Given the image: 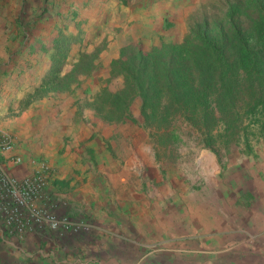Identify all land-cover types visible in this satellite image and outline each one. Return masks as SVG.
<instances>
[{
	"label": "rangeland",
	"instance_id": "obj_1",
	"mask_svg": "<svg viewBox=\"0 0 264 264\" xmlns=\"http://www.w3.org/2000/svg\"><path fill=\"white\" fill-rule=\"evenodd\" d=\"M8 1L3 0L5 8L1 9L14 16L15 21L2 28L8 37H12L15 49L14 56L10 51H7V59L0 56V67L14 62L15 68L6 71V74L0 71L3 80L0 79V129L9 132L15 139L16 134L22 133L20 124L15 122L26 123L22 112L39 115L45 111V106H38L40 97L33 99L36 101L30 107L26 105L29 109L23 106L22 99L40 81L44 70L48 71L50 56L63 54L60 49L62 35H75L74 39L67 38L65 42L68 50L60 58L63 69L70 68L73 57L77 60L79 51H97L91 64L102 65L99 52L105 47L108 35L116 31L114 23L118 18V4L114 0H62V7L54 9L55 4H59L58 0H34L32 2L36 6L32 8L22 0L20 7H15L13 2L8 8ZM45 2L51 4L48 6ZM220 3L221 0H206L200 9L192 13L189 22L203 12L219 14ZM120 5L121 8L125 6L123 3ZM129 46L134 45L125 47ZM11 47L9 44L8 48ZM23 50L25 55L18 56ZM112 58L107 61L108 69L101 72L96 80L91 70H86L91 64H84L82 73L71 85L89 80L102 82V86L109 90L117 89L121 85V76L110 74ZM98 85L93 92L88 88L90 99L82 104L92 108L97 117L91 104L102 87ZM81 91L86 90L81 88ZM130 112L135 117L134 121L123 119L110 122L125 129L126 135L122 138L126 146L121 151H124L127 161L143 160L142 170L137 168L140 164H130L128 175L135 178L141 174L147 191L152 186L157 189V194L145 196L148 199L144 200L150 208L159 210L160 231L155 239L159 242L153 246L155 248L159 244L157 249L163 252L162 255L173 257V260L163 259L158 264H264V224H261L264 181L247 174L237 177L230 170L236 158L244 162L249 153L263 156L264 141H253L250 152L232 144L227 150L220 148L216 154L200 144L197 131L192 126L178 120L173 125L174 139L158 143L141 125L137 101L131 104ZM26 127L29 130L28 125ZM148 159L153 160L152 164H147ZM130 206L134 209L139 207L138 202L129 200L123 208L127 210ZM178 241H183L185 247H177ZM172 244L174 248L170 247Z\"/></svg>",
	"mask_w": 264,
	"mask_h": 264
},
{
	"label": "crops",
	"instance_id": "obj_2",
	"mask_svg": "<svg viewBox=\"0 0 264 264\" xmlns=\"http://www.w3.org/2000/svg\"><path fill=\"white\" fill-rule=\"evenodd\" d=\"M21 1L9 0L8 8L13 2L15 7H20ZM25 1L31 8L36 6L32 2L34 0ZM61 1L58 0L59 4H55L54 9L62 7ZM114 1L120 6H116V31L108 35L105 47L99 52L103 64L86 67L87 71L91 70L95 80L108 69V59L117 56L118 51L128 44L148 50L162 40L180 42L192 13L206 3V0ZM3 3L0 0V56L7 59V51L14 56L15 47L12 37H8L2 27L13 24L15 20L14 16L2 11L1 8H5ZM122 3L125 4L123 8ZM44 4L49 6L51 3ZM9 44L12 46L10 49ZM25 53L23 50L18 56ZM75 60L73 57L70 66ZM14 68L12 62L2 65L0 71L6 74V71ZM61 70L67 68L63 69L62 65ZM45 72L39 80L45 76ZM97 84L104 85L87 80L49 91L38 99V106H45L44 112L39 115L22 112L26 123L15 122L16 125L20 124L22 133L16 134L13 140L14 150L21 154L23 160L10 167L12 173H21L27 167L26 159L29 156L44 158L53 168L46 191L57 211L85 219L90 224L89 229L76 233L32 229L16 243L0 234V264H158L163 259L173 260L171 255L160 253L157 249L160 248L159 244L155 248L153 246L159 242L155 240L160 231L159 210L150 208L144 200L148 199L145 196L157 194V189L152 186L147 191L141 174L135 178L128 175L127 167L138 163L137 168L141 169L143 160L127 161L124 151H121L126 146L122 138L126 135L125 129L95 116L87 104L82 105L90 99L88 88L93 92ZM81 88L86 91H81ZM34 101L27 105L30 107ZM206 157L209 155L206 154ZM152 161L148 159L147 164H152ZM242 162L237 158L232 162L235 165L230 170L235 176L247 174L264 181V155L249 153ZM129 200L138 202L139 207L123 208ZM117 204L120 206L117 207ZM261 216V224H264V213ZM178 242L177 247L184 246L183 241ZM174 246L172 244L170 247Z\"/></svg>",
	"mask_w": 264,
	"mask_h": 264
},
{
	"label": "trees",
	"instance_id": "obj_3",
	"mask_svg": "<svg viewBox=\"0 0 264 264\" xmlns=\"http://www.w3.org/2000/svg\"><path fill=\"white\" fill-rule=\"evenodd\" d=\"M62 36L63 54L50 56L48 71L25 94L23 106L69 86L96 57L97 51H79L70 68L61 70L65 42L75 38ZM119 52L109 71L121 76V85L100 87L91 104L100 118L134 121L130 106L137 101L141 125L158 143L174 139L178 120L216 154L232 144L250 152L253 141H264V0H221L219 14L194 17L180 42Z\"/></svg>",
	"mask_w": 264,
	"mask_h": 264
},
{
	"label": "built area",
	"instance_id": "obj_4",
	"mask_svg": "<svg viewBox=\"0 0 264 264\" xmlns=\"http://www.w3.org/2000/svg\"><path fill=\"white\" fill-rule=\"evenodd\" d=\"M9 132L0 129V234L16 243L32 229L56 233L86 231L90 224L83 218H74L57 211L46 191V183L53 172L42 157L29 156L27 167L21 173H12L10 167L22 162L15 150ZM14 241V242H13Z\"/></svg>",
	"mask_w": 264,
	"mask_h": 264
}]
</instances>
